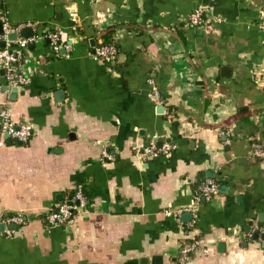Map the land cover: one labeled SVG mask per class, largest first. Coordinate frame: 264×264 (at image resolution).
<instances>
[{
    "label": "crops",
    "instance_id": "0c3cea01",
    "mask_svg": "<svg viewBox=\"0 0 264 264\" xmlns=\"http://www.w3.org/2000/svg\"><path fill=\"white\" fill-rule=\"evenodd\" d=\"M200 7L203 22L190 24ZM0 15L37 35L14 98L0 71V107L34 130L0 146V216L27 217L0 234V264H264V232L246 235L264 226V158L250 151L264 146V0H0ZM112 25L118 55L105 62L93 50ZM50 30L70 53L52 51ZM164 142L169 155L140 158ZM208 170L218 193L193 211ZM77 186L87 210L47 227ZM185 242L194 250L182 260Z\"/></svg>",
    "mask_w": 264,
    "mask_h": 264
},
{
    "label": "built area",
    "instance_id": "2783aa9c",
    "mask_svg": "<svg viewBox=\"0 0 264 264\" xmlns=\"http://www.w3.org/2000/svg\"><path fill=\"white\" fill-rule=\"evenodd\" d=\"M206 11L204 8H196L188 17V22L192 25H200L203 22ZM2 22V30L0 32V42L5 41L4 46H0V71L3 73L5 84L9 87H16L21 89L25 86L29 77L22 69L23 59L28 45L37 38V35L30 37L16 38L14 41L8 40V35L12 32H20L26 27H31L32 23L22 22L12 25L5 15H0ZM260 28L264 29V22H260ZM49 40L50 47L56 54L63 49L66 54L72 50V44L68 38L57 30H50L46 32ZM93 55L96 59L111 62L114 61L118 55V48L115 44L100 43L94 47ZM148 84L151 86L150 99L154 103H161V96L156 87L153 78L147 79ZM33 126L29 121L22 120L16 121L9 106L5 105L0 109V146L6 144L3 136L6 134L11 142H17L23 145L28 144L31 136L33 135ZM170 142H164L161 147H156L153 143L148 146H143L139 150L140 158L148 159L156 157L160 154L169 155L170 150L173 148ZM251 154L255 157L264 158V146L258 141L250 143ZM113 154L107 149L101 153L102 160H112ZM219 181L214 177L205 178L197 187L193 204L190 209L195 211L197 204L202 200H209L213 195L218 193ZM86 196L81 186L74 188L68 198L59 202L55 209L50 210L43 216L46 226L67 225L71 223L80 212H85L86 209ZM27 221V217L22 213H10L0 216V225L3 228L0 234L11 236L15 229L23 226ZM15 226V227H11ZM264 232V226L258 222H252L246 233L248 239L253 238V234L258 235ZM194 250V244L185 242L180 249V257L182 260H187L188 254Z\"/></svg>",
    "mask_w": 264,
    "mask_h": 264
},
{
    "label": "water",
    "instance_id": "95a60500",
    "mask_svg": "<svg viewBox=\"0 0 264 264\" xmlns=\"http://www.w3.org/2000/svg\"><path fill=\"white\" fill-rule=\"evenodd\" d=\"M1 30H2V22L0 21V32H1ZM21 34L24 37H28V36L32 35V30L29 29V28L23 29L22 32H21ZM16 38H17V34L15 32H12V33H10L8 35V40H10V41H14V40H16ZM90 44L92 45V47H94V45H95L94 40H91L90 41ZM4 45H5V41H1L0 42V46H4ZM2 90H4V91L10 90V98H14L15 95H16V93L18 92V89L16 87H12V88L9 89L6 84L2 86ZM58 92L61 93L62 91L61 90H58ZM1 108L2 107H0V109ZM162 108H163V106L160 105V106L157 107V110L159 112H162ZM4 138H6L7 143H11V140L8 138V136L6 134L4 135ZM204 175L206 177H214V172L211 171V170H208V171L204 172ZM222 188L223 187H221V191H222ZM57 198H62V195L57 196ZM182 217H185V218L186 217H190V214L189 213H183ZM0 227L3 228L2 225H0ZM11 227H15V226H11ZM263 237H264V234H263ZM253 238H255V239L258 238V234L257 233H254L253 234Z\"/></svg>",
    "mask_w": 264,
    "mask_h": 264
},
{
    "label": "trees",
    "instance_id": "16d2710c",
    "mask_svg": "<svg viewBox=\"0 0 264 264\" xmlns=\"http://www.w3.org/2000/svg\"><path fill=\"white\" fill-rule=\"evenodd\" d=\"M115 28H116V25H112L108 27L105 32H103L102 36L105 37V41H103L102 43H107V44L112 43L116 45V43H114V41L108 37V35H110L115 30Z\"/></svg>",
    "mask_w": 264,
    "mask_h": 264
}]
</instances>
